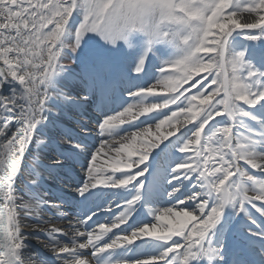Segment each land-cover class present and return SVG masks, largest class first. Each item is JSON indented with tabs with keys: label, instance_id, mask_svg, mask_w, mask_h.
Listing matches in <instances>:
<instances>
[{
	"label": "snow or ice",
	"instance_id": "snow-or-ice-1",
	"mask_svg": "<svg viewBox=\"0 0 264 264\" xmlns=\"http://www.w3.org/2000/svg\"><path fill=\"white\" fill-rule=\"evenodd\" d=\"M0 264H264V0H0Z\"/></svg>",
	"mask_w": 264,
	"mask_h": 264
},
{
	"label": "bare ground",
	"instance_id": "bare-ground-1",
	"mask_svg": "<svg viewBox=\"0 0 264 264\" xmlns=\"http://www.w3.org/2000/svg\"><path fill=\"white\" fill-rule=\"evenodd\" d=\"M245 20H248V21H254V15H241V23L245 22ZM73 86H76L78 87L79 85H73ZM98 109L96 107V104H91V105H87L86 106V117H87V122L89 123L90 127L92 128L93 130V134L95 132V119L94 117L96 115H98ZM63 123H65L67 126H73V122L71 121H62ZM47 155L48 153L47 152H44L42 153V162L44 163H47ZM27 156V155H26ZM25 163V161H24ZM78 170V169H77ZM256 171V170H254ZM80 178H82V174L80 176ZM60 181L58 180H49L48 181V184L47 186L51 189H53V186L54 185H58V186H62L61 183H59ZM49 184H51L52 186H50ZM18 186V185H17ZM66 189V190H65ZM64 189V192L68 193L71 191V189H67L65 188ZM54 190V189H53ZM65 193V194H66ZM46 199H54V197H52L51 195L49 197H46ZM155 207H160L161 205L157 204V205H154ZM120 209H117L115 204H113V211H116L117 214L119 212ZM65 211V210H63ZM67 212V211H66ZM69 214L71 215L72 212L71 211H68ZM40 215L44 218V219H48V218H52L55 222V225L57 227H61V228H64L65 230H67V219H57L56 218V210L55 209H43L40 213ZM103 222V220L101 221ZM23 223L26 224V225H34L35 224V220L31 219V218H23ZM25 232L27 233H32L33 232V228L32 227H26L24 229ZM115 231V230H114ZM36 235H40L41 237V240L40 241H37V239L35 238ZM29 239H30V242H31V247L34 251H40V252H44L46 255H51L50 253L47 252L46 249L43 248V245H42V242L45 241V238L43 237L42 234L40 233H35L34 235H30L29 236Z\"/></svg>",
	"mask_w": 264,
	"mask_h": 264
},
{
	"label": "rangeland",
	"instance_id": "rangeland-1",
	"mask_svg": "<svg viewBox=\"0 0 264 264\" xmlns=\"http://www.w3.org/2000/svg\"><path fill=\"white\" fill-rule=\"evenodd\" d=\"M242 15H250V14H247V13H244V14H242ZM251 15H254V14H251ZM62 63H64L67 67H71V68H75L76 67V65L75 64H73L72 63V61H71V59H64V60H62ZM151 84H155L156 83V81L155 80H152L151 82H150ZM194 91V90H193ZM125 96H127V93H125ZM159 98H160V90H159V88H157V95H155V96H149V98H148V102H159ZM126 106V105H125ZM171 107H173V109L175 108V106H171ZM120 110H122V109H120ZM163 111H168L167 109H164ZM98 114H99V111H98ZM114 114V113H113ZM141 119H145V117H141ZM217 119H220L219 117H217ZM139 121H137V123H138ZM189 126H191V125H189ZM122 127H127V125H123ZM30 159H31V157L30 156H26V158H25V163H29L30 162ZM243 163V162H242ZM252 171V170H251ZM253 172V171H252ZM253 174H257L256 172H253ZM141 179H145V178H141ZM59 183H61V182H59ZM50 186H52L51 184H49ZM20 186H22V185H20L19 183H18V187H20ZM57 187H58V185H54L53 186V189H54V191L57 189ZM60 187V186H59ZM61 187H63V185L61 186ZM65 188H67V189H71V187L70 186H68V187H65ZM66 190V189H65ZM252 193H250V195H251ZM68 208V206H63L62 207V209L61 210H65V211H68V210H66Z\"/></svg>",
	"mask_w": 264,
	"mask_h": 264
}]
</instances>
